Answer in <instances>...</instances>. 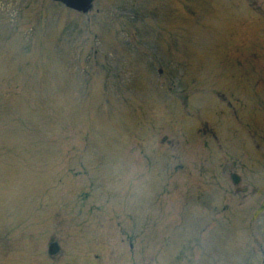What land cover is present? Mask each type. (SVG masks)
I'll list each match as a JSON object with an SVG mask.
<instances>
[{
  "label": "rangeland",
  "instance_id": "obj_1",
  "mask_svg": "<svg viewBox=\"0 0 264 264\" xmlns=\"http://www.w3.org/2000/svg\"><path fill=\"white\" fill-rule=\"evenodd\" d=\"M263 198L264 0H0V264H264Z\"/></svg>",
  "mask_w": 264,
  "mask_h": 264
},
{
  "label": "water",
  "instance_id": "obj_2",
  "mask_svg": "<svg viewBox=\"0 0 264 264\" xmlns=\"http://www.w3.org/2000/svg\"><path fill=\"white\" fill-rule=\"evenodd\" d=\"M62 1L71 7L81 9L83 11H86L90 7V4H89L90 0H62ZM263 207H264V203L262 207L258 209L257 212H260V210H262Z\"/></svg>",
  "mask_w": 264,
  "mask_h": 264
}]
</instances>
